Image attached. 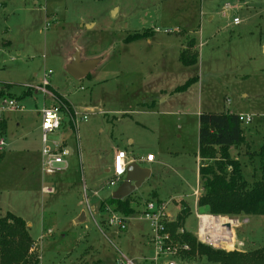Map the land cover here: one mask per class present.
Returning <instances> with one entry per match:
<instances>
[{
	"label": "rangeland",
	"instance_id": "1",
	"mask_svg": "<svg viewBox=\"0 0 264 264\" xmlns=\"http://www.w3.org/2000/svg\"><path fill=\"white\" fill-rule=\"evenodd\" d=\"M89 23L94 26L86 28ZM135 33L144 36L126 46L123 39ZM185 42L197 56L190 67L180 59ZM76 48L82 59L101 62L81 80L66 71ZM49 70L54 94L77 116L64 114L54 135L66 140L67 168L45 177L40 112L55 102L35 88ZM188 79H195L191 87L175 90ZM11 99L21 111L4 105ZM202 112L253 118L241 125L246 143L229 149L252 186L260 178L257 153L264 141V0H0V217L13 213L30 225L35 244L29 254L38 264H218L189 255L187 243L189 250L175 259L157 256L154 230L139 214L143 202L156 198L175 219L186 210V232L180 231L197 239V213L211 215L194 192ZM118 151L137 161L155 158L140 162L152 174L128 197L138 213L127 217L122 232L108 226L100 209L118 188L106 186L111 173L105 172ZM42 186L54 194H42ZM237 217L226 235L229 246L203 245L246 257L264 250V215Z\"/></svg>",
	"mask_w": 264,
	"mask_h": 264
},
{
	"label": "trees",
	"instance_id": "2",
	"mask_svg": "<svg viewBox=\"0 0 264 264\" xmlns=\"http://www.w3.org/2000/svg\"><path fill=\"white\" fill-rule=\"evenodd\" d=\"M143 36L144 34H135L127 37L125 41H136ZM191 44L190 42L188 46ZM191 54L184 52L181 55L180 59L184 65L197 62V56L192 57ZM188 55H191V61L187 60ZM194 80L192 79V82ZM188 84L186 83L182 89ZM55 96L71 110L67 100L60 95L55 94ZM239 116L231 112H202L199 115L197 156L202 191L197 203L199 207L208 209L211 215L229 217L241 213L264 215V141L257 153L261 163L260 178L252 186H248L242 178L240 163L232 159L229 154L230 147L246 143ZM1 125V128H5L4 122ZM106 206H113L115 211L125 217L137 213L128 198L113 200L109 197L100 205L102 212H105ZM188 213L186 210L182 211L178 218L168 221L165 226L173 244L187 243L190 246L189 255L196 254L206 258L208 262L218 264H264V250L251 253L249 257L238 253L216 251L193 239L188 233L181 232ZM34 244L26 221L13 213L0 217V264H38V259H33L29 254Z\"/></svg>",
	"mask_w": 264,
	"mask_h": 264
},
{
	"label": "built area",
	"instance_id": "3",
	"mask_svg": "<svg viewBox=\"0 0 264 264\" xmlns=\"http://www.w3.org/2000/svg\"><path fill=\"white\" fill-rule=\"evenodd\" d=\"M240 24L239 18L233 19V25L237 26ZM52 71H48L44 74L41 84L37 86L35 89L38 92L44 94V96H48L55 100V104L44 107L40 112L41 115V124H40V132H41V148H40V171L42 175L45 177H52L63 171L68 166V158H69V151L66 148V140L64 138L56 139L54 137L55 133L60 130L62 123H63V115L67 114L73 121H75V116L77 113L75 109L71 110L66 106L64 103H61L57 100L55 94L50 90L51 83L49 81V77L51 76ZM4 105H8V109L10 111H21L22 108L19 107L18 102L14 99H11L8 102H4ZM75 115V116H74ZM88 118L87 114H84L82 120L86 121ZM239 120L242 124L248 125L252 122L253 118L250 115H240ZM55 139H51V137ZM5 146V142L3 140L0 141V151H3ZM119 158V169L117 168ZM127 154L124 151H118L113 159V166L112 169L109 171L111 176L106 184L107 187H117L119 186L125 179L126 176V167L128 162L126 161ZM155 158L153 155H148L146 158V162L153 163ZM86 188L84 192H86ZM55 190L52 187L42 186L41 193L44 195H52L54 194ZM97 193V192H95ZM97 195V194H96ZM200 196V191L197 189L195 191V196L198 198ZM142 211L139 213L140 216L145 219L147 222L151 224L152 229L154 230V236L152 237L153 242L158 245L157 246V256L169 254L175 259V256L180 251H188V245H180V244H173L170 239L169 233L166 232V223L169 221V216L166 213V203L157 200H150L147 201L143 205ZM107 214V224L109 227H115L118 231H126L127 229V217L123 214L112 210L109 206H106L105 212ZM202 215L198 214L197 218L199 221L198 227V235L197 240L203 244H210L213 247H219L221 245H230V234L228 232H233L235 227L231 226V230L227 229L225 225H222L221 229L215 230L212 235L214 236V240L212 236L204 233L205 227L202 230ZM207 215V214H205ZM211 216V215H209ZM214 217V216H211ZM220 217V216H219ZM224 218V217H221ZM227 218V217H225ZM229 218V217H228ZM228 224V223H227ZM239 224V222H238ZM211 231V230H210ZM209 231V232H210ZM205 232H208L206 230ZM236 246H240V243L236 242L233 245V248ZM180 263V262H179ZM118 264H134L132 261L126 262H119ZM167 264H176L175 262H169Z\"/></svg>",
	"mask_w": 264,
	"mask_h": 264
},
{
	"label": "water",
	"instance_id": "4",
	"mask_svg": "<svg viewBox=\"0 0 264 264\" xmlns=\"http://www.w3.org/2000/svg\"><path fill=\"white\" fill-rule=\"evenodd\" d=\"M99 60L92 59L82 61L80 51L77 49L72 57V61L66 66L69 76L75 80L87 78L91 72L97 67ZM151 170L140 167L137 163L132 162L126 167V176L124 181L112 193L113 200H124L140 189L143 183L151 177ZM85 219L84 213L76 220V223H82ZM230 220H238L237 216H230ZM227 229H231L230 224H226Z\"/></svg>",
	"mask_w": 264,
	"mask_h": 264
},
{
	"label": "crops",
	"instance_id": "5",
	"mask_svg": "<svg viewBox=\"0 0 264 264\" xmlns=\"http://www.w3.org/2000/svg\"><path fill=\"white\" fill-rule=\"evenodd\" d=\"M88 26H92V27H93L94 24H93V23L85 24V27H86V28H88ZM135 34H141V33H135ZM135 34H129L127 37H129V36H131V35H135ZM127 37H125V38L123 39V41H122L126 46H133V44H135V43H137V42L139 41V40H137V41H132V42H126L125 40H126ZM148 42H150V40H148ZM77 49H78V48H76L74 51H76ZM193 49H194V48H193ZM78 50H79V49H78ZM182 50H183V53H184V52L192 53V44H191L190 46H188V45L186 44V42H185V43L183 44V49H182ZM79 51H80V50H79ZM74 53H75V52H73V54L71 55V57L68 58V60H67V63H68V64L72 61V57H73ZM93 59H95V58H93ZM81 60H82V61H86V60H92V59H86V60H84V59L81 58ZM187 60H188V61H191V57H190V55H188ZM99 63H101L100 60H99ZM68 64H67V65H68ZM67 65H66V66H67ZM191 65H192V64H189V65H184V64H183V66H185V67H190ZM89 76H90V75H89ZM89 76H88V77H89ZM186 83H189L188 85H190L189 87H191V85H192V79H188V80H186V81L183 83L184 85H183V84H182V85H178V87H177L175 90L178 91V90L182 89V87H184ZM183 89H184V88H183ZM50 90L53 92V90L51 89V87H50ZM170 92H171V91H170ZM53 93H54V92H53ZM54 102H55V100H54ZM55 103H56V102H55ZM55 103H54V104H55ZM52 105H53V104H52ZM199 115H200V113H199ZM239 115H241V114H239ZM129 143H132V141H129ZM116 153H117V152H116ZM149 155H150V154H149ZM197 158H198V157H197ZM126 161L128 162V164H130V163H132V162H135V163H137L138 165H140V162L143 163V164L148 163V162H146V159L139 160V161L135 160L134 158H131V159H130V157L128 156V154H127ZM198 161H199V160H198ZM149 164H150V163H149ZM109 171H110L109 168L105 169V172H106V173H109ZM198 182H199V185H200L199 176H198ZM197 189H199L200 192L202 191L201 186H198ZM197 189H196V190H197ZM196 190H195V191H196ZM195 191H194V192H195ZM95 192H97V193H95ZM96 194L98 195V194H99V191H94V195H96ZM109 197H111V196H109ZM109 197H108V198H109ZM105 200H106V199H105ZM105 200H103L102 202H104ZM156 200H158V199L156 198ZM158 201H161V200H158ZM102 202H101V203H102ZM137 202H141V200H139V201H137ZM162 202H163V201H162ZM145 203H146V202H143V203H142V209H143V207H144L143 205H144ZM196 203H197V201H196ZM167 205H168V204H167ZM167 205H166V208H167ZM132 207H134V206H132ZM93 208H94V207H92V213L95 214V213H96V210H95V209L93 210ZM134 208H135L136 210H138L136 204H135V207H134ZM141 211H142V210H141ZM141 211H140V212H141ZM177 211H178V210H177ZM140 212H139V213H140ZM178 212H179V211H178ZM137 213H138V212H137ZM166 213H167V212H166ZM167 214H168V213H167ZM198 214H199V213H197V215H198ZM168 216H169V218H170L171 221L175 220V216H174V217H171V215H169V214H168ZM185 222H186V220H185ZM27 225H28V227L30 226L29 224H27ZM184 225H185V223H184ZM183 230L185 231L184 227H183ZM185 232H186V231H185ZM36 245H37V244H36Z\"/></svg>",
	"mask_w": 264,
	"mask_h": 264
},
{
	"label": "bare ground",
	"instance_id": "6",
	"mask_svg": "<svg viewBox=\"0 0 264 264\" xmlns=\"http://www.w3.org/2000/svg\"><path fill=\"white\" fill-rule=\"evenodd\" d=\"M201 219H202V222H201L202 230H203V227H205V229H204L205 231L208 230V232L204 231L203 234L208 233L209 235L214 233L215 230L221 229V227H223L222 225H225L227 223L232 225V226L238 225V220H230L229 218L211 217L209 215H202ZM211 236H213V235H211ZM210 240L212 241L214 239L212 238Z\"/></svg>",
	"mask_w": 264,
	"mask_h": 264
},
{
	"label": "snow or ice",
	"instance_id": "7",
	"mask_svg": "<svg viewBox=\"0 0 264 264\" xmlns=\"http://www.w3.org/2000/svg\"><path fill=\"white\" fill-rule=\"evenodd\" d=\"M117 160H118V164H117V167H119V158H117Z\"/></svg>",
	"mask_w": 264,
	"mask_h": 264
},
{
	"label": "clouds",
	"instance_id": "8",
	"mask_svg": "<svg viewBox=\"0 0 264 264\" xmlns=\"http://www.w3.org/2000/svg\"><path fill=\"white\" fill-rule=\"evenodd\" d=\"M119 169V167H117Z\"/></svg>",
	"mask_w": 264,
	"mask_h": 264
}]
</instances>
